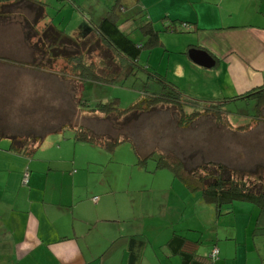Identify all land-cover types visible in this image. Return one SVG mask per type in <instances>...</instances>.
<instances>
[{
	"label": "crops",
	"instance_id": "crops-1",
	"mask_svg": "<svg viewBox=\"0 0 264 264\" xmlns=\"http://www.w3.org/2000/svg\"><path fill=\"white\" fill-rule=\"evenodd\" d=\"M115 1L104 0L105 11ZM0 2V20L16 13L19 19H10L24 23L30 30L22 43H26L25 55L34 42L28 40L34 36L37 41L45 24L74 36L100 21L95 22L76 0ZM118 4L123 7L124 21L140 23L147 19L155 29L173 21L182 27L181 31L162 32L166 38L164 49L176 57L172 67L175 72L182 74L183 66L193 72L204 71L197 79L188 76V88L198 99L226 100L223 104L264 86V0H118ZM38 6L42 8L41 17ZM61 7L69 11L68 23L63 27L61 19L56 18ZM17 28L21 33L22 28ZM167 33L170 34L165 36ZM6 34L4 40L11 37ZM10 42L21 43L17 33ZM163 43L160 40L159 45ZM190 48L206 52L213 64L204 67L194 63L187 53ZM5 59L30 67L22 69L5 61L0 64V104L5 105L1 106L2 115L9 110L8 104H15L16 109L19 94L35 99L32 93L38 85L68 92L71 90L63 84L65 81L77 83L78 89L82 86V81L74 77L32 66L34 58ZM20 75L24 77L23 86ZM179 77L171 81L177 87ZM17 135L16 119L0 122V264H128L133 250L136 264H180L178 256L170 255L164 245L173 231H167L163 223L166 198L163 200L161 195L158 200L153 193L144 196L151 190L145 183L149 171L137 168L131 174V170L110 164L111 158L96 159L102 152L96 149L101 147L76 140L74 133L50 135L39 143L32 142L30 153H18L10 148L11 137ZM115 145L108 153L114 151ZM24 176L26 182L22 183ZM169 189H173V181ZM240 207L236 220L227 224H236V228L228 231L221 226L220 232L216 228L209 236V247L198 254L206 256L215 246L217 257L208 264H264V235L251 233L255 209L250 204ZM131 236L142 239L139 248L130 244ZM240 249L243 253L238 260Z\"/></svg>",
	"mask_w": 264,
	"mask_h": 264
},
{
	"label": "rangeland",
	"instance_id": "rangeland-1",
	"mask_svg": "<svg viewBox=\"0 0 264 264\" xmlns=\"http://www.w3.org/2000/svg\"><path fill=\"white\" fill-rule=\"evenodd\" d=\"M76 1L82 3L81 5L85 11H89L91 18L95 22L103 17L105 12L104 0ZM14 5L16 6V3ZM0 11H2L1 5ZM121 16H124L123 11L121 12ZM6 17L0 20V56L5 58L16 56V58L20 59L34 58L33 62L38 63L37 67L41 66V69L45 71H53L54 73H61L69 77L64 72L66 69H62L65 68L62 67L64 63L60 60H55V58H49L45 44L41 45L39 39L35 41L37 37L31 36V39L28 40L29 42L31 40L34 42L33 46L27 47L28 55H25L26 43H24V46H22V43L23 40H27L25 35L27 36L30 30L25 28L24 23L19 24L16 23V20L12 21L13 19H19L16 13L8 14ZM10 17L13 19H10ZM58 17L61 19L60 27H63L64 24L66 25L69 18L68 9H62L61 7L59 16L56 18ZM156 22L161 26L160 21ZM137 24H139L138 20H135L134 23L133 21H124L119 24V27L122 31L128 33L131 40L138 43L144 42L145 37L137 28ZM18 26H20V29L22 28L21 33H19L18 28L16 29ZM4 32L11 37L4 40ZM16 33L20 37V44L10 42V40L13 41L16 38ZM169 34L167 33L165 36ZM158 36L163 43L164 39H166L163 38L164 33L159 32ZM41 40L43 41V39ZM87 46L84 54L86 62L88 60L97 62L100 53L94 50V44L90 47ZM67 48L60 50L61 55L65 56L67 51L65 52L64 50H68L67 54H71L76 50L74 46H68ZM164 48L166 47L163 43L161 46L155 45L150 49H140L137 63L135 64L122 57L119 53L113 52L114 63L117 65L118 69L116 71L118 73L116 74L117 77L111 82L83 80L81 82L82 86L79 89V85L72 83L71 80L63 82V84L69 86L70 92H68L69 90L63 91L59 87H52L53 91H50L46 90L44 86L38 85L35 92L32 93L35 99L26 98L24 94H19L17 96L19 104H16V109L13 107L15 104H8L9 110L4 115L1 114V106L5 105L0 104V122L1 124L11 123L16 119V134L23 137L24 140L30 137H39L46 140L50 135L55 136L60 134V132L63 134H73V124L88 127L89 131L92 132L91 134L94 133L93 135L95 136L101 135L107 139L115 137L118 139L129 138L137 151L136 155L143 157L152 151L156 154L162 153L166 157L169 156L171 160H181L186 168L192 167L194 171L197 169V165L205 161L222 162L235 178H243L245 180L248 177H252L254 173L263 171L264 105L256 113L255 97L252 96L247 99L232 100L223 104H219L221 102L216 103V101L198 99L196 96H193V93L188 88L191 85L188 76L190 75L192 79H197V77L202 76L201 72L204 71L197 69L198 71L193 72L183 66L182 74L175 72L172 67L176 62V57ZM52 56L54 55L52 54ZM3 57H0V64L4 61L9 64L13 63L11 60ZM33 65L36 66L34 63ZM16 66L22 69L30 67L24 64L17 65V62ZM155 72L169 82L176 81L177 76L181 77L177 80L179 82L177 85H180L178 89L180 91L184 89V92L181 91L184 95L196 99L192 103L184 105L185 111L192 108L202 110L207 105L205 102H215L218 107L212 109L219 111L217 115L220 114V117L218 119L215 118L212 112L203 113L193 119L187 126H177V112L173 107L168 105L154 107L147 112L138 114V116L128 115L118 120L120 122L114 120V114L105 116L101 113H91L88 111L97 103H107L112 99H117L116 104L119 109H125L138 99L146 96L147 93L162 91L161 84L151 79L150 75ZM42 73L45 75L49 74L46 72ZM23 81L24 77L20 75L19 82L21 86L24 85ZM73 81L77 82V80ZM174 85L176 86V84ZM55 88L60 89V91H56ZM194 88L195 86H192V89ZM258 113L262 116L256 120L254 117ZM115 146L114 154L113 152L108 153L103 148L96 149L102 151L95 156L96 159L105 161L107 157L113 161L120 160L117 161L118 163L112 161L110 164L125 168L127 171L131 170V174L137 168H140V171H149L148 174H145L147 176L145 183H148L147 187H150L151 190L144 192V196L153 193V195H156V198L158 197V200H160L161 195L164 197H162L163 200L166 198L163 207L165 229L167 231L172 229V232L186 235V237L192 240H197V254H203L202 252H205L209 247V236L214 234L216 228L219 229V232L224 227L228 231L236 228V224H232V226L228 225H231L229 223L233 218L236 220L235 216L238 215L241 204L248 205V203L234 202L223 205V209H221L222 213L216 214L212 204L200 200V191L198 189L190 191L184 188V184L176 176H173L170 170L155 168L153 157L146 158L143 164H139L130 143L122 141ZM183 171L185 173L188 172L184 168ZM171 181H173V189H169ZM177 186L181 187L177 188ZM133 196L134 198L138 197L137 193H134ZM226 207L228 208L227 210ZM210 212L212 215H210ZM239 228H241L240 224ZM242 253L243 249H240L238 260H240ZM174 259L176 260L177 257Z\"/></svg>",
	"mask_w": 264,
	"mask_h": 264
},
{
	"label": "trees",
	"instance_id": "trees-1",
	"mask_svg": "<svg viewBox=\"0 0 264 264\" xmlns=\"http://www.w3.org/2000/svg\"><path fill=\"white\" fill-rule=\"evenodd\" d=\"M37 9L38 15L40 17L43 16L41 6H38ZM122 10L123 7L119 5L118 0H116L105 11L103 17L96 25L87 26L85 27L86 29L82 30V35L70 36L56 30L49 24H45L38 35L40 43L41 45L45 44L49 58H55V60L58 59L57 61L60 60L64 63L62 67L65 68L62 69H66L64 72L70 77H74L79 81L92 80L97 82H111L117 77L116 74L118 73L116 71L118 69L117 65L114 63L115 59L112 54L113 52L119 53L122 57L135 64L137 63L140 49H150L160 44L159 32L181 31L182 28L181 26L174 25V22L171 21L169 23H162L161 29H155L149 20L144 19V21H140L137 28L145 37V40L144 42L138 43L131 40L128 33L122 31L119 27V24L124 21L121 16ZM93 33L94 35H92ZM41 39H43V41ZM92 44L95 46L94 50H97L100 55L97 58V62L92 60L86 62L84 58L86 46L88 45L90 47ZM67 45L74 46L76 50L71 54H67L68 50H64L67 52L65 56H63L60 50L66 48ZM52 54L54 56H52ZM11 61L16 63L15 60ZM35 65L38 66V63L35 62ZM150 76L151 79L161 84L162 91L147 93L146 96L138 99L125 109H119L116 104L117 99H112L107 103H97L88 111L91 113H101L105 116L114 114V120L120 122L118 120L128 115L138 116V114L147 112L154 107L168 105L173 107L177 112V126H187L193 119L203 113L212 112L215 118L218 119V117H220V114L217 115L219 111L212 109L218 107L216 105L217 102H205L207 105H205L202 110L192 108L185 111L184 105L186 103H192L193 100L196 99L184 95L177 86L163 79V77L156 72L152 73ZM251 96L255 97V110L257 113L261 110L262 105H264V86L261 88H252L241 95L230 98L229 101L247 99ZM223 101L226 100L220 102L222 103ZM258 114L255 115L254 119L257 120L262 116L260 114L258 116ZM91 133L88 127L75 126L73 136L76 140L95 144L106 150H110L115 144L127 141L130 143L134 153L137 154L129 138L118 139L115 137L113 139H107L105 136H95L93 135L94 133ZM40 141L41 138L39 137H30L24 140L21 136H12L10 139V148L15 152L27 154L33 150L30 144L32 142L39 143ZM152 157L155 160V168H166L170 170L173 176H176L178 180L184 184L185 188L190 191L198 189L200 191L201 200L205 203L212 204L216 214L222 213L221 209H223V205L234 202H245L253 206L255 213L251 222V233L254 236L264 235V172L261 171V173L258 171V173H254L252 177H248L250 180L235 178L222 162L214 161H205L197 165V169L194 171L192 167L186 168L181 160H171L169 156L166 157L162 153L156 154L154 151L143 157L137 156L138 163L143 164L146 158ZM183 168L188 172L185 173ZM262 170L264 171V169ZM227 209L226 207V210ZM142 243L143 241L140 237L131 236L130 244L135 246L134 248H139ZM164 245L170 255L178 256L180 264H208V262L213 261L217 257V252L213 257L208 256L209 252L206 256L196 254L195 246L198 245V241L175 232L171 233ZM128 264H136L134 250L132 255H130Z\"/></svg>",
	"mask_w": 264,
	"mask_h": 264
},
{
	"label": "water",
	"instance_id": "water-1",
	"mask_svg": "<svg viewBox=\"0 0 264 264\" xmlns=\"http://www.w3.org/2000/svg\"><path fill=\"white\" fill-rule=\"evenodd\" d=\"M187 53L189 58L200 66L209 67L213 64L211 57L203 50L190 48Z\"/></svg>",
	"mask_w": 264,
	"mask_h": 264
},
{
	"label": "built area",
	"instance_id": "built-area-1",
	"mask_svg": "<svg viewBox=\"0 0 264 264\" xmlns=\"http://www.w3.org/2000/svg\"><path fill=\"white\" fill-rule=\"evenodd\" d=\"M26 182V178L25 176L22 178V183ZM93 200H95V197L92 198ZM217 252V249L215 247H212L211 250L208 253V256L213 257Z\"/></svg>",
	"mask_w": 264,
	"mask_h": 264
}]
</instances>
